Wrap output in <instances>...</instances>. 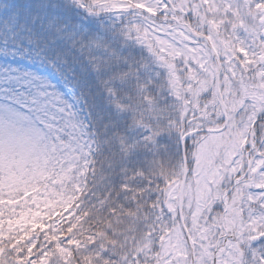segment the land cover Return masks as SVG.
Wrapping results in <instances>:
<instances>
[{"label": "snow or ice", "instance_id": "6c2138e0", "mask_svg": "<svg viewBox=\"0 0 264 264\" xmlns=\"http://www.w3.org/2000/svg\"><path fill=\"white\" fill-rule=\"evenodd\" d=\"M0 264H264V0H0Z\"/></svg>", "mask_w": 264, "mask_h": 264}]
</instances>
